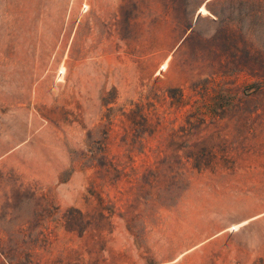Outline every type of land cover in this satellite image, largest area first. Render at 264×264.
<instances>
[{
    "label": "rangeland",
    "instance_id": "obj_1",
    "mask_svg": "<svg viewBox=\"0 0 264 264\" xmlns=\"http://www.w3.org/2000/svg\"><path fill=\"white\" fill-rule=\"evenodd\" d=\"M0 264H264V0H0Z\"/></svg>",
    "mask_w": 264,
    "mask_h": 264
},
{
    "label": "snow or ice",
    "instance_id": "obj_2",
    "mask_svg": "<svg viewBox=\"0 0 264 264\" xmlns=\"http://www.w3.org/2000/svg\"><path fill=\"white\" fill-rule=\"evenodd\" d=\"M204 11V9H201V12H203Z\"/></svg>",
    "mask_w": 264,
    "mask_h": 264
}]
</instances>
